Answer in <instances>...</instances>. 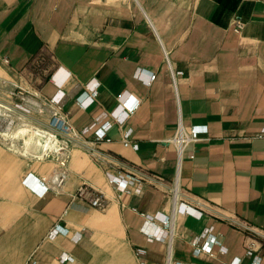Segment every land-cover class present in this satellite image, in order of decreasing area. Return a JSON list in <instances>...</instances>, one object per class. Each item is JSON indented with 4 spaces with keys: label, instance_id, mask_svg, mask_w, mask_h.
<instances>
[{
    "label": "crops",
    "instance_id": "obj_1",
    "mask_svg": "<svg viewBox=\"0 0 264 264\" xmlns=\"http://www.w3.org/2000/svg\"><path fill=\"white\" fill-rule=\"evenodd\" d=\"M236 16L245 21L241 32ZM45 55L50 65L41 75L30 66ZM57 69L59 79L68 77L60 85L62 109L78 131L113 110L121 95L141 103L107 130L110 140H95L94 129L72 135L68 175L44 195L23 178L52 177L56 155H42L30 132L13 145L0 140V264H164L169 253L187 264L234 257L251 264L252 238L264 264V136H256L264 126V0H0L4 91L19 83L27 94L51 96ZM95 82L94 101L79 105L78 95ZM49 115L48 106L35 105L27 116L30 125L45 126ZM179 121L208 127L180 160L171 141ZM128 127L137 148L123 142ZM119 171L138 178L129 190L110 181ZM83 183L105 194L104 209L74 197ZM181 200L196 210L179 208ZM142 212L171 217L172 245L147 238L142 227L155 231L161 221L146 224ZM54 223L69 233L50 237ZM211 225L226 252L216 246L214 255H196L191 239ZM137 247L146 253L137 255Z\"/></svg>",
    "mask_w": 264,
    "mask_h": 264
},
{
    "label": "built area",
    "instance_id": "obj_2",
    "mask_svg": "<svg viewBox=\"0 0 264 264\" xmlns=\"http://www.w3.org/2000/svg\"><path fill=\"white\" fill-rule=\"evenodd\" d=\"M234 29L237 32H241L244 28L245 21L236 16L233 20ZM3 61L9 63V56H4ZM57 69L52 73L51 77L57 83L59 87L56 93L51 96L41 97L40 93L35 92L30 95L27 94L26 88L19 83H14L12 87L7 88L6 92L4 88L6 86V79L0 76V94H5L7 97H0V140L5 141L13 145V139L30 132L34 135L41 144L42 155L55 154L56 158L60 162V168L57 169L52 177L46 179L45 177H39L29 172L23 178V182L27 184L35 193L44 195L49 189H56L64 183L67 173V163L69 160L68 146L72 135L85 134L90 129H94L95 140L111 138L107 134V130L114 124L118 123L123 125L127 118L136 111L141 103L139 97H132L133 95L120 96L119 104L111 111H103L94 118L90 125L83 127L80 131L69 122L67 114L62 109L61 101L65 95V92L60 89L68 77H61L57 75ZM62 75V74H61ZM64 75V74H63ZM156 77V73H151L146 79L148 83H151ZM98 82L87 84L86 89L80 93L77 97L79 105L86 107L91 104L98 94ZM62 91V93H60ZM127 97V98H126ZM132 98V99H130ZM48 106L49 107V119L45 126L30 125L28 120V114L32 111L33 106ZM133 132L132 127H128L124 131L123 142L125 145H130L134 148L138 147V143L132 142L131 134ZM202 132H208L207 125L192 124L189 126L184 125L179 121L175 134L172 136L171 141L176 145L178 150L179 160L182 158L185 147L193 140L199 139ZM60 134L64 135L61 138ZM256 136H264V126H262L256 133ZM90 151L96 159H104L101 152L94 146H90ZM190 157H193V152L189 153ZM110 181L119 189L129 190L130 184H133L138 178L132 173L119 171L109 176ZM136 191L140 192L141 188L136 187ZM178 193V189H175V195ZM75 198H81L88 201L91 205L104 209L107 206L105 194L102 191L96 190L88 183L79 185L74 193ZM179 208L189 211H195V207L190 203L181 200L177 202ZM145 216V223L155 225L157 219L160 216L161 224H157V230L153 231L146 225L142 227V230L150 240H168L172 245V219L166 213H149L142 212ZM202 214V212H200ZM233 221L242 225L248 230H254L253 225L248 222L240 221L233 218ZM255 231V230H254ZM58 233H69V229L60 223H54L49 231L50 237H55ZM191 243L194 246L193 252L196 255L202 253H208L210 255L215 254V247L218 246L221 252H226V247L222 243L220 237L215 233L214 227L207 226L200 233L196 234ZM137 255L142 256L146 253L145 247H137L135 249ZM246 254L252 257L251 264H260L262 255L257 247V242L254 238L249 240L246 246ZM63 259H71L69 254H64ZM36 261L33 260L32 264ZM141 264H145V261H141ZM163 264V263H157ZM164 264H187L182 260H173L171 253L168 254L166 262ZM221 264H241V257H234L227 263Z\"/></svg>",
    "mask_w": 264,
    "mask_h": 264
},
{
    "label": "rangeland",
    "instance_id": "obj_3",
    "mask_svg": "<svg viewBox=\"0 0 264 264\" xmlns=\"http://www.w3.org/2000/svg\"><path fill=\"white\" fill-rule=\"evenodd\" d=\"M49 65H50V59L48 58L47 55H45V57H41L39 59H36L35 61H33L31 63V68L33 70H35L36 73L38 74H43L44 69H49ZM47 73H50V70L47 71ZM46 75V73L44 74V76ZM48 75V74H47Z\"/></svg>",
    "mask_w": 264,
    "mask_h": 264
},
{
    "label": "bare ground",
    "instance_id": "obj_4",
    "mask_svg": "<svg viewBox=\"0 0 264 264\" xmlns=\"http://www.w3.org/2000/svg\"><path fill=\"white\" fill-rule=\"evenodd\" d=\"M40 157V156H39ZM177 197H178V193H176V195H175V198L177 199Z\"/></svg>",
    "mask_w": 264,
    "mask_h": 264
}]
</instances>
